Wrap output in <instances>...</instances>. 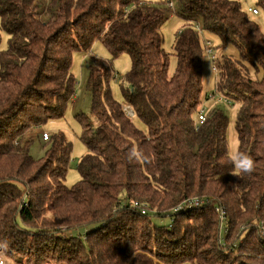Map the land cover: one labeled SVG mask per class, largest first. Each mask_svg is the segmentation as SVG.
<instances>
[{"label":"trees","instance_id":"1","mask_svg":"<svg viewBox=\"0 0 264 264\" xmlns=\"http://www.w3.org/2000/svg\"><path fill=\"white\" fill-rule=\"evenodd\" d=\"M153 2L0 0L9 36L0 52V240L14 264H264V33L238 1L174 0L184 28L171 76L161 32L168 0ZM197 24L240 53L215 57L216 93L228 101L219 103H240L238 151L252 157L250 174L234 168L222 110L205 111L197 124L217 96L204 100L207 47ZM96 43L113 59L129 55L132 68L122 105L111 65L93 58L91 114L77 116L89 153L70 188L72 143L61 133L42 136L49 147L37 161L26 135L64 118L77 88L74 57ZM248 64L262 69L261 80ZM196 199L203 205L178 210Z\"/></svg>","mask_w":264,"mask_h":264},{"label":"rangeland","instance_id":"2","mask_svg":"<svg viewBox=\"0 0 264 264\" xmlns=\"http://www.w3.org/2000/svg\"><path fill=\"white\" fill-rule=\"evenodd\" d=\"M154 1V2H153ZM165 1V0H161ZM238 1L243 10L248 13L250 18L256 22L261 31L264 33V7L258 5V0H235ZM147 2L155 3V0H147ZM251 9H257L259 15H254L250 12ZM184 28V22L177 16H171L170 12L166 13V20L162 26L161 32L164 39V50L166 53L171 54L169 74L172 76L176 69L178 60L175 56V39L180 30ZM0 37L1 46L0 52L5 51L8 48L9 36L1 30V20H0ZM210 40L214 44V55L217 58V62H221L225 57L238 60L240 59L239 51L233 47L228 46L226 48L220 47L219 40L212 35H204V41ZM100 59L107 61L116 76L115 79L111 81V90L116 101L120 104H125L121 85L123 84V79L127 73L132 68V60L129 55L124 54L117 59H113L111 54L107 49L101 44L96 43L89 54H77L74 57L72 73L77 79V88L74 95L73 101L70 103L68 110L62 119L50 120L46 125L33 129L26 135V140L31 142V156L39 161L45 157L47 148L49 145L44 143L42 136L44 133H48L51 137L63 134L65 138L72 143V158L68 171V175L65 184L68 187H73L81 181V176L78 171V164L81 162L82 158L89 153L88 148L81 140L82 127L79 121L78 115L91 114L92 108V94L88 90V79L90 74V66L93 64L94 59ZM204 100L207 96L213 95V93L220 92L217 89V73L211 72V66L213 68V63L208 54L204 55ZM217 66L219 65L216 64ZM248 71L250 76L255 80H261L263 78V71H260L248 64ZM216 93V97L213 100L206 101L202 106L201 110L206 112L211 111L213 108H218L222 110L229 117V129H228V143H229V155L234 150H239V143H233V137L237 136L236 122L237 116L240 109V103L232 102L231 104L219 103L220 95ZM133 121L136 127L144 132H147V126L138 118L133 117ZM231 157V155H230ZM156 224H161L160 220L155 219Z\"/></svg>","mask_w":264,"mask_h":264},{"label":"built area","instance_id":"3","mask_svg":"<svg viewBox=\"0 0 264 264\" xmlns=\"http://www.w3.org/2000/svg\"><path fill=\"white\" fill-rule=\"evenodd\" d=\"M168 9L170 11L171 16H176L177 15V10H176V5L174 0H168ZM254 15L259 14V11L257 9H251L250 10ZM196 29L198 30V32L201 34V36L204 38L205 33L203 32L202 27L200 26V24L196 25ZM206 47H207V54L209 55L212 63H213V68L215 69V73L217 72V65L215 64L214 60H215V56H214V51H213V42L210 40L204 41ZM225 102L228 103L227 100H225L224 98L220 99V102ZM125 111L130 115V116H134L133 111L131 110L130 107H126ZM206 116H205V110H202L200 112V114L197 117V124L198 126L203 125L206 122ZM43 140L45 142L50 140V135L48 133H44L43 134ZM203 201L200 199H196V200H191V201H186L184 202L182 205H180V207L178 208V210H183V209H187V208H196V207H200V205H203ZM136 206H138V204H136ZM222 220H225V216H226V212L225 210H218ZM143 214H145V211H143Z\"/></svg>","mask_w":264,"mask_h":264},{"label":"clouds","instance_id":"4","mask_svg":"<svg viewBox=\"0 0 264 264\" xmlns=\"http://www.w3.org/2000/svg\"><path fill=\"white\" fill-rule=\"evenodd\" d=\"M214 71L215 69L211 66V72L213 73ZM232 142L236 144L239 143L238 135L233 137ZM230 155L234 168L237 172L250 174L254 170L255 163L249 154L234 150L230 153ZM8 249V241L0 240V264H14L13 259L8 253Z\"/></svg>","mask_w":264,"mask_h":264}]
</instances>
